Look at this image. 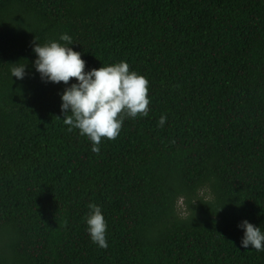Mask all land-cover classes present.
I'll return each instance as SVG.
<instances>
[{"label": "trees", "instance_id": "1", "mask_svg": "<svg viewBox=\"0 0 264 264\" xmlns=\"http://www.w3.org/2000/svg\"><path fill=\"white\" fill-rule=\"evenodd\" d=\"M65 33L86 71L149 81V115L99 154L33 66ZM244 220L264 230V0H0V264H264Z\"/></svg>", "mask_w": 264, "mask_h": 264}, {"label": "clouds", "instance_id": "2", "mask_svg": "<svg viewBox=\"0 0 264 264\" xmlns=\"http://www.w3.org/2000/svg\"><path fill=\"white\" fill-rule=\"evenodd\" d=\"M59 41L65 43L53 40L40 45L35 39L34 69L43 82L65 85L61 94L63 122L69 126V132L79 130V134L91 142V151L99 154L104 139L118 138L126 117L135 119L149 115V81L130 71L126 61L86 71L82 54L69 46L73 45L72 37L65 33ZM12 65V78L23 80L27 66ZM166 122L167 116L161 115L157 126L162 128ZM87 207L86 231L93 244L106 250L109 247L108 224L102 209L95 203ZM238 227L243 231L241 248L264 252V230L261 227L248 220L242 221Z\"/></svg>", "mask_w": 264, "mask_h": 264}]
</instances>
